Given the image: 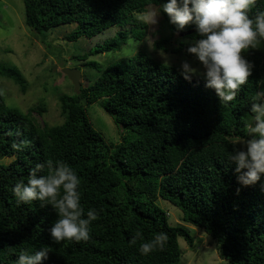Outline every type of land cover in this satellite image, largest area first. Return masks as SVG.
Here are the masks:
<instances>
[{"label": "trees", "instance_id": "obj_1", "mask_svg": "<svg viewBox=\"0 0 264 264\" xmlns=\"http://www.w3.org/2000/svg\"><path fill=\"white\" fill-rule=\"evenodd\" d=\"M165 0H23L25 24L37 32L75 23L65 36L74 41L92 38L115 27V33L98 48L78 56L88 70L99 75L78 92L60 94L62 122L40 124L33 112L42 114L44 104L25 112L10 107L0 88V264H15L21 249L35 251L49 246L42 264H178V237L192 246L194 238L184 224L171 225L159 198L182 212V220L207 232L219 255L228 264H264V180L241 186L235 165L227 157L250 137L252 97L264 90V40L246 50L255 65L235 101L222 104L203 79H183L179 68L138 51L124 60L101 66L88 55L116 50L127 39H142L146 25L137 14L148 6L158 8ZM264 12V0L249 11L254 18ZM161 13L170 29L154 40L157 50L187 53L197 35L174 38L177 30ZM180 34V32L178 33ZM0 75L26 91L27 82L16 65L0 62ZM88 83V82H87ZM101 101L120 132V141L107 142L96 130L86 106ZM62 161L79 175L81 206L98 212L85 242L52 241L49 229L57 219L50 205L17 203L12 188L27 181L29 172L46 161ZM45 167L41 174H47ZM239 189V191H238ZM137 230L143 239L133 238ZM164 232L163 250L148 255L140 244Z\"/></svg>", "mask_w": 264, "mask_h": 264}, {"label": "clouds", "instance_id": "obj_2", "mask_svg": "<svg viewBox=\"0 0 264 264\" xmlns=\"http://www.w3.org/2000/svg\"><path fill=\"white\" fill-rule=\"evenodd\" d=\"M255 4L256 0H165L159 8L150 11L148 17L151 24H156L162 9L177 33L189 25L194 27L198 38L189 43L187 53L199 61L200 67L184 60L180 75L188 82L194 77L203 79L205 87L213 89L222 104H228L236 100L241 86L253 74L255 65L247 59L246 50L254 47L257 40H264V12L254 18L249 16ZM135 48L136 42L129 39L125 51ZM250 112L254 114L253 123L246 126L250 138L240 142L241 146L233 148L227 157L229 163L235 165L238 184L244 187L264 180V90L252 97ZM45 167L47 174H41ZM80 184L79 175L69 164L48 160L32 168L27 181L17 182L12 193L17 203L39 201L42 207H52L57 214L49 229L54 243L87 242L98 212L89 209L85 213ZM261 186L264 188V184ZM136 239H143L140 230L133 242ZM167 240L166 233H156L140 244L139 251L148 255L157 249L163 250ZM50 251L49 246L35 251L21 249L15 264H42L48 260Z\"/></svg>", "mask_w": 264, "mask_h": 264}, {"label": "rangeland", "instance_id": "obj_3", "mask_svg": "<svg viewBox=\"0 0 264 264\" xmlns=\"http://www.w3.org/2000/svg\"><path fill=\"white\" fill-rule=\"evenodd\" d=\"M157 8L151 5L143 13L137 14L141 22L145 23L146 30L142 39L129 38L136 42L135 50L125 51L129 40L127 39L119 49L88 55L86 60H94L101 66H105L142 51L157 60L177 67H180L184 60L195 67H200L199 61L194 56L187 57L184 54L154 49V40L167 35L170 31L161 11L157 18L158 22L151 24L148 13ZM24 18L23 0H0V62L16 65L27 82L26 91L22 93L16 83L0 75V88L8 106L25 112L32 105L44 104L46 110L41 115L33 112V116L40 124L43 122L51 125L58 124L63 120L60 115L58 96L73 95L78 92L74 89L70 78L62 73V69L67 67L80 72V81L83 86L92 83L99 72L86 69L82 64L84 60L79 59L78 56L101 46L105 38L115 33L116 28H108L92 38L81 36L77 40L69 41L65 39V36L74 30L75 23L61 24L48 31L37 32L25 24ZM181 37L178 33L174 36V38ZM86 110L93 127L101 132L107 142L120 141V132L101 107L100 100L86 106ZM12 158L4 157L0 159V163L6 164ZM157 202L166 210L168 222L171 225L184 224L194 238V243L190 246L183 237H178L182 251L178 264H228L219 255L214 241L207 232L191 223L184 222L181 210L171 202L161 198Z\"/></svg>", "mask_w": 264, "mask_h": 264}, {"label": "water", "instance_id": "obj_4", "mask_svg": "<svg viewBox=\"0 0 264 264\" xmlns=\"http://www.w3.org/2000/svg\"><path fill=\"white\" fill-rule=\"evenodd\" d=\"M193 32V29H190V30H183L180 32L179 35H186V34H189ZM62 73H64L66 76H68L70 78V80L72 81V84L74 86V89L75 90H78L80 88V72H78L77 70L75 69H71V68H63L62 69Z\"/></svg>", "mask_w": 264, "mask_h": 264}]
</instances>
